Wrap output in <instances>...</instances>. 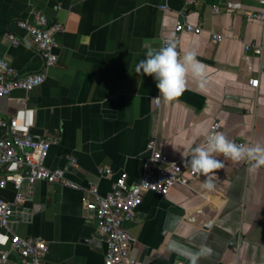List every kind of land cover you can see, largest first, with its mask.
Wrapping results in <instances>:
<instances>
[{"label": "crops", "instance_id": "1", "mask_svg": "<svg viewBox=\"0 0 264 264\" xmlns=\"http://www.w3.org/2000/svg\"><path fill=\"white\" fill-rule=\"evenodd\" d=\"M261 9V0H198L193 6L184 0H0V62L9 60L21 74L43 71L45 58L19 21H33L42 10L64 26L56 33L59 59L46 81L0 97V114L29 109L36 133L54 140L47 165L68 167L69 178L85 187L95 183L103 195L124 172L131 183L141 179L151 140L172 160L205 142L197 135L202 125L212 131L217 124L235 142L264 144V53L245 48L263 38V24L246 11ZM179 19L204 28L182 33L177 51L182 56L194 49L208 82L201 89L189 76L181 97L156 104L154 78L135 68L145 44L159 48L174 40ZM7 134L0 126V137ZM217 158L224 167L211 191L202 187V176L165 195L146 192L127 224L137 264H264V168L250 173L245 162ZM103 166L112 173L102 174ZM23 192L26 201L12 228L45 239L48 264H105L106 242L86 190L38 181ZM16 194L11 183L0 188L6 200Z\"/></svg>", "mask_w": 264, "mask_h": 264}, {"label": "built area", "instance_id": "2", "mask_svg": "<svg viewBox=\"0 0 264 264\" xmlns=\"http://www.w3.org/2000/svg\"><path fill=\"white\" fill-rule=\"evenodd\" d=\"M187 6L198 4V0H184ZM263 9L248 10L246 15L249 20L263 24V38L259 43H246V50L253 49L254 53H264V0H261ZM168 10V6H163ZM216 12L220 7L216 6ZM19 25L29 32L34 43L45 58V68L40 72L21 74L12 63L3 59L7 65L5 70H0V97L10 95L14 90L30 91L43 84L48 76V70L59 59L56 52L58 42L56 33L63 30L62 23L52 24L42 10L35 12V19L30 21L23 19ZM176 35L174 41L180 42L184 32L199 34L203 26L194 24L188 20L179 19L175 25ZM212 37L222 41L224 36L218 32H212ZM14 41L16 37L10 34ZM168 42H165V46ZM264 74V69H263ZM252 85L259 86L260 79L253 78ZM156 104L157 103L156 101ZM29 109H21L10 117L0 114V126L8 130V134L0 137V188H5L9 183L13 184L17 194L14 201L0 197V264H48L46 257L49 250L45 239L36 236H23L12 228L13 215L26 201L23 192L25 185L30 188L38 181L49 183H61L86 190L90 199L88 209L94 212L98 223V231L106 242L105 264H137L132 249L136 238L127 226L135 220L139 206L143 202L146 192L152 191L161 195L167 194L175 185H187L191 180L202 177L194 174L186 164L191 156L189 153L175 160L157 149V142L151 140L148 144L150 153L144 158V170L138 182H129V174L124 172L114 182L111 191L103 195L97 184L91 183L85 187L66 175V168H51L47 165V159L54 140L32 132L34 124L29 118ZM213 132H219V126L214 124ZM236 143H251L249 140H238ZM77 158L72 157L70 164L77 166ZM100 171L104 175L112 173V169L103 166ZM17 255V262L11 260L12 255ZM177 264H183L178 262Z\"/></svg>", "mask_w": 264, "mask_h": 264}, {"label": "clouds", "instance_id": "3", "mask_svg": "<svg viewBox=\"0 0 264 264\" xmlns=\"http://www.w3.org/2000/svg\"><path fill=\"white\" fill-rule=\"evenodd\" d=\"M145 58L140 60L135 68L137 74L154 78L159 95L155 97L157 103L163 100L172 102L181 97L187 88L188 77L191 76L201 89L207 85L205 66L197 59L194 49L185 50L180 56L177 51V42L169 40L165 46L154 48L145 44ZM7 65L0 62V70ZM198 136H203L205 142L191 149V156L186 164L194 174L205 177L202 187L211 191L214 189V174L224 167L217 158L223 155L235 163L245 162L247 171L256 173L264 168V144L236 143L227 138L222 132H213L206 125L200 126Z\"/></svg>", "mask_w": 264, "mask_h": 264}, {"label": "water", "instance_id": "4", "mask_svg": "<svg viewBox=\"0 0 264 264\" xmlns=\"http://www.w3.org/2000/svg\"><path fill=\"white\" fill-rule=\"evenodd\" d=\"M197 58H198V59H203V58H200V57H198V56H197ZM37 131H38V129H36V128H33V129H32V132H34V133H36Z\"/></svg>", "mask_w": 264, "mask_h": 264}, {"label": "snow or ice", "instance_id": "5", "mask_svg": "<svg viewBox=\"0 0 264 264\" xmlns=\"http://www.w3.org/2000/svg\"><path fill=\"white\" fill-rule=\"evenodd\" d=\"M28 115H29V117H30L31 114H28Z\"/></svg>", "mask_w": 264, "mask_h": 264}]
</instances>
